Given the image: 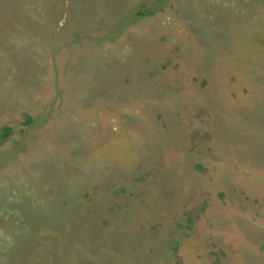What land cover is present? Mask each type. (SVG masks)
Segmentation results:
<instances>
[{
	"label": "rangeland",
	"instance_id": "1",
	"mask_svg": "<svg viewBox=\"0 0 264 264\" xmlns=\"http://www.w3.org/2000/svg\"><path fill=\"white\" fill-rule=\"evenodd\" d=\"M6 126L0 264H264V0H0Z\"/></svg>",
	"mask_w": 264,
	"mask_h": 264
},
{
	"label": "trees",
	"instance_id": "2",
	"mask_svg": "<svg viewBox=\"0 0 264 264\" xmlns=\"http://www.w3.org/2000/svg\"><path fill=\"white\" fill-rule=\"evenodd\" d=\"M10 132H11V129L9 127H3L1 130H0V139H3L7 136L10 135Z\"/></svg>",
	"mask_w": 264,
	"mask_h": 264
},
{
	"label": "bare ground",
	"instance_id": "3",
	"mask_svg": "<svg viewBox=\"0 0 264 264\" xmlns=\"http://www.w3.org/2000/svg\"><path fill=\"white\" fill-rule=\"evenodd\" d=\"M64 4V3H63ZM109 65V64H108ZM134 80H135V78H134ZM133 80V81H134ZM120 98V97H119ZM92 101V100H91ZM100 101V100H99ZM103 103V102H102ZM96 104V103H95ZM102 105V104H101ZM94 107V106H93ZM100 108V107H99ZM83 109H81V111H82ZM103 111V110H102ZM99 114V113H98ZM71 183V182H70ZM83 222V221H82ZM72 244V243H71ZM67 246V245H66ZM69 248V247H68ZM99 258V257H98ZM106 259V258H105ZM84 263V262H83Z\"/></svg>",
	"mask_w": 264,
	"mask_h": 264
}]
</instances>
